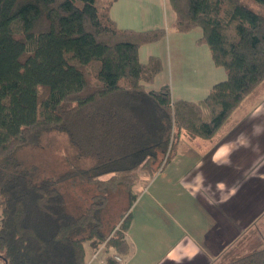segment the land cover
<instances>
[{
  "label": "trees",
  "instance_id": "1",
  "mask_svg": "<svg viewBox=\"0 0 264 264\" xmlns=\"http://www.w3.org/2000/svg\"><path fill=\"white\" fill-rule=\"evenodd\" d=\"M115 1L0 0V264H87V242L105 246L107 264H124L113 254L130 252L133 213L112 224L107 193L124 185L135 201L141 170L164 167L182 136L213 138L264 84L261 10L243 0H170L174 27H201L197 42L227 73L202 100H173L168 84L145 86L161 58L139 55L166 29L120 27ZM56 133L71 148L69 167L35 180L37 167L24 168L18 151ZM62 181L95 185L82 212L69 210ZM241 235L211 264H264V242L244 244Z\"/></svg>",
  "mask_w": 264,
  "mask_h": 264
},
{
  "label": "rangeland",
  "instance_id": "2",
  "mask_svg": "<svg viewBox=\"0 0 264 264\" xmlns=\"http://www.w3.org/2000/svg\"><path fill=\"white\" fill-rule=\"evenodd\" d=\"M243 1L254 10L264 12V6L256 1ZM239 130L245 131L244 137L239 140V145H246L244 147H250L253 150L252 157L255 159V168L245 169L247 164L243 163V165L240 164L241 168L236 174L234 169L237 165L239 166L240 155L236 154V157L233 155L234 162L229 161V164L233 163L235 166L231 164L229 165L230 170H225L226 173L228 172L229 181L221 183L220 187L224 194H232L229 197H233L259 185L262 190L260 192L262 208L264 206V84L245 99V102L234 111L225 126L211 139L227 140ZM253 133L259 135L254 139L251 137ZM192 146L196 151L201 152L199 148L202 147V144L199 140L197 143L189 136H182L176 150L179 157L174 156L175 158L173 157L164 167L161 166L153 175H150L147 169L141 170L137 184L133 188V193L137 196L135 201L131 202L130 191L124 185H120L116 191L107 193L108 204L104 210V216H107L108 219L111 218L112 224L120 223L123 216L132 211L136 219L135 226H137L135 228L140 231L144 230L143 252L138 253L132 264L136 262L138 264H203V252L195 253V249L184 251V254L177 258V253L180 252L178 247L182 243L189 241L190 244H195L196 235H191L197 228L195 225L198 222L204 224V216L201 215L196 205L194 206V199L188 194L190 191L185 189V173L193 172L195 164L188 157L189 148ZM70 150L66 136L56 133L52 137H47L41 145L20 149L18 157L24 168L37 167L33 179L39 181L64 173L69 167L66 155ZM235 180L239 183L233 186L232 182ZM59 187L65 194L69 210L76 214L88 206L90 196L96 190L95 185H81V183L72 185L69 181L60 182ZM207 187L198 188L197 192L200 193L197 194L198 199L201 194H205ZM218 188L215 186L216 190ZM183 193L184 196L181 195ZM249 215L252 217L253 213L250 212ZM248 220L249 216L247 215L244 221ZM206 225L207 223L204 228ZM104 230L109 231L107 226H104ZM241 236L245 241L244 244L257 240L264 242V218L260 222L249 224L248 227L246 225ZM87 249L90 258L93 252L89 244H87ZM170 249H173L172 254H168ZM100 258H104V256L101 255ZM94 263L99 264L98 261H94Z\"/></svg>",
  "mask_w": 264,
  "mask_h": 264
},
{
  "label": "crops",
  "instance_id": "3",
  "mask_svg": "<svg viewBox=\"0 0 264 264\" xmlns=\"http://www.w3.org/2000/svg\"><path fill=\"white\" fill-rule=\"evenodd\" d=\"M110 14L122 28L166 29V35L163 38L143 44L139 49L140 59L143 62H147L152 55L159 56L162 60V71L153 82L145 84L148 90H158L161 86L168 84L173 100L199 101L208 95L216 82L227 77L225 69L215 64L209 45L197 42L203 35L201 27L188 32H180L174 27L176 12L170 0H116ZM244 132V130L236 131L227 140L221 138L220 141L192 138L197 143L199 140L202 147L199 148L201 152L196 151L193 146L189 148L188 157L195 164L193 172L185 173V189L190 191L188 194L194 199V206L196 205L204 216V224L198 222L195 225L197 228L195 232L193 231L194 233H191L192 236L196 235L195 244H190L189 241L182 243L178 247L180 252L177 253V258H180L184 251L195 249V253L203 252V264H211L227 248V245L242 233L246 225L247 227L249 224L252 225L264 215V206L261 208L262 198L260 197L262 190L259 185L233 196L234 198L229 197L232 194H224L220 187L221 183L229 181L228 172L226 173L225 170H230L229 165L233 163L229 164V161L234 162L233 155L235 157L236 154L240 155L239 166L237 165L234 169L235 173H238L240 164L243 165V163L247 164L245 169L255 168L253 150L250 147H244L246 145H239ZM251 135L255 139L259 134ZM177 154L175 156L179 157ZM238 183L239 181L235 180L232 185L235 186ZM215 186L219 187L218 190ZM201 187H207V190L198 199L197 194L200 193L197 191ZM181 195L184 196V193ZM250 212L253 213L252 217L249 215ZM247 215L249 220L245 222ZM135 220L133 214L131 226L126 232L130 252L124 257V264H132L134 258L144 249V230L135 228L137 226H135ZM205 223L207 225L204 228ZM87 244L90 245L87 242L86 247ZM90 247L94 252L92 245ZM172 253L173 249H170L168 254ZM174 254H176L175 251Z\"/></svg>",
  "mask_w": 264,
  "mask_h": 264
},
{
  "label": "built area",
  "instance_id": "4",
  "mask_svg": "<svg viewBox=\"0 0 264 264\" xmlns=\"http://www.w3.org/2000/svg\"><path fill=\"white\" fill-rule=\"evenodd\" d=\"M104 248L105 246L102 245L96 251H94L91 257L89 258L87 264H93L94 261H98L99 264H107V261L105 258H100V256L103 255L104 253ZM113 256L117 261L124 262V257L122 255L118 253H114Z\"/></svg>",
  "mask_w": 264,
  "mask_h": 264
}]
</instances>
